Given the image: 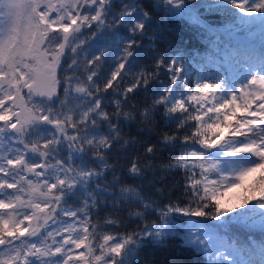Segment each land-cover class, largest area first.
<instances>
[{"label":"snow or ice","instance_id":"obj_1","mask_svg":"<svg viewBox=\"0 0 264 264\" xmlns=\"http://www.w3.org/2000/svg\"><path fill=\"white\" fill-rule=\"evenodd\" d=\"M218 11L264 25V0H0V264H264V50L221 47ZM157 13L216 37L194 78Z\"/></svg>","mask_w":264,"mask_h":264},{"label":"trees","instance_id":"obj_2","mask_svg":"<svg viewBox=\"0 0 264 264\" xmlns=\"http://www.w3.org/2000/svg\"><path fill=\"white\" fill-rule=\"evenodd\" d=\"M147 4L148 0H144ZM202 19H206L213 28L219 29L217 33L223 44H227L229 49L235 48L241 52L259 53L264 50V25L258 19L252 24L242 25L238 21V15L232 16L221 12L205 14ZM231 25L232 27H227ZM157 31V37L154 41L157 52H167L169 55H181L184 57L186 68L190 69L191 76L194 78L198 72V65L203 62V57L209 54L211 50L210 39L208 34L199 26L193 25L189 18L184 15H173L171 13H157L156 23L153 25ZM145 45L149 41L144 42ZM214 54V53H213ZM243 63L242 57H240ZM141 64L149 63L147 57L140 61ZM239 68V64H233L232 69ZM138 70L134 69V71ZM215 66L205 65L204 71L200 73L202 76L214 74ZM224 72H229L228 68L223 69ZM157 87V85H154ZM62 93V89H61ZM151 95V93L149 94ZM142 99L141 95L138 97ZM133 125V129H135ZM166 155V154H165ZM181 179L179 175L176 177ZM179 240H170L169 244L173 247L178 246ZM202 257L196 256L191 250H185L183 260L185 264H200Z\"/></svg>","mask_w":264,"mask_h":264},{"label":"rangeland","instance_id":"obj_3","mask_svg":"<svg viewBox=\"0 0 264 264\" xmlns=\"http://www.w3.org/2000/svg\"><path fill=\"white\" fill-rule=\"evenodd\" d=\"M238 15H239V14H238ZM251 19H253V21H254V20H256L257 18L252 17ZM251 62H252V61H251ZM251 62H250V63H251ZM233 70H234V73H235L236 75H238V76H237V78L233 81V84H232V85H229L230 87L234 86L236 82H238V81H240V80H243V79L249 74V72L251 71V69H245V70H244V68L241 67L240 65H239V68H234ZM225 73H226V72H225ZM227 73H228V72H227ZM226 195H227V196H230L231 193H226Z\"/></svg>","mask_w":264,"mask_h":264}]
</instances>
